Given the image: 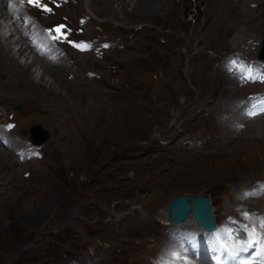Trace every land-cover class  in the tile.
<instances>
[{
    "label": "rangeland",
    "instance_id": "1",
    "mask_svg": "<svg viewBox=\"0 0 264 264\" xmlns=\"http://www.w3.org/2000/svg\"><path fill=\"white\" fill-rule=\"evenodd\" d=\"M148 2L121 12L72 0L42 18L89 16L80 36L111 41L101 57L70 51L55 65L18 54L26 46L0 16L30 76L0 47V121H16L12 142L31 140L33 123L49 129L40 158L21 163L0 146V264H151L172 226L159 217L171 197L208 194L218 221L264 177V115L231 126L249 86L223 60L257 57L264 0ZM243 202L264 212V194Z\"/></svg>",
    "mask_w": 264,
    "mask_h": 264
},
{
    "label": "snow or ice",
    "instance_id": "2",
    "mask_svg": "<svg viewBox=\"0 0 264 264\" xmlns=\"http://www.w3.org/2000/svg\"><path fill=\"white\" fill-rule=\"evenodd\" d=\"M23 2V0H21ZM30 6L41 8L43 11L50 12L52 9L44 4L42 0H27ZM65 25H56L52 29H47L48 33L55 32V36H51L53 40H67L68 34L65 31ZM74 47L81 51H87L91 48L90 44L69 41ZM107 48L108 45H103ZM235 63V62H232ZM240 78L245 82H256L257 80L264 82V71L254 69L252 66H245V71ZM250 107L246 110V115L253 117L264 113V96L250 97ZM8 128L13 125H8ZM264 194V185L258 191L245 193V196H253ZM244 220L249 223H238L236 228L222 226L214 232L213 238L219 242V246L230 254L231 264H264V216H256L247 211L242 213ZM231 223H237L229 218ZM243 238H240V233ZM235 234V235H234ZM172 259L163 262V264H176L177 259H183L184 264H192V261L181 252L174 251L171 253ZM161 264V262H158Z\"/></svg>",
    "mask_w": 264,
    "mask_h": 264
},
{
    "label": "water",
    "instance_id": "3",
    "mask_svg": "<svg viewBox=\"0 0 264 264\" xmlns=\"http://www.w3.org/2000/svg\"><path fill=\"white\" fill-rule=\"evenodd\" d=\"M258 56L264 59V34L261 38ZM30 132L32 140L36 143H40L49 137V130L38 122L31 124ZM212 208L210 197L206 193H179L167 201L162 214L168 220L180 223L190 213L200 228L210 231L215 227Z\"/></svg>",
    "mask_w": 264,
    "mask_h": 264
},
{
    "label": "bare ground",
    "instance_id": "4",
    "mask_svg": "<svg viewBox=\"0 0 264 264\" xmlns=\"http://www.w3.org/2000/svg\"><path fill=\"white\" fill-rule=\"evenodd\" d=\"M95 1H99V2H101L102 1V3H105L106 4V2H107V5H109V7L112 9L113 8V10L114 9H116V10H122V11H125V12H127V11H130V12H133V11H137V10H141L142 8H145V7H143L147 2H148V0H95ZM115 2L116 4H117V6H115V5H113V3L111 4V2ZM152 1V0H151ZM150 2V1H149ZM148 2V3H149ZM110 3V4H109ZM132 6V8H131V10H129L128 9V7H131ZM148 6V5H147ZM149 7V6H148ZM147 7V8H148ZM121 11V12H122ZM117 14V13H116ZM7 15H8V13H7V9H6V5L4 4V5H1V7H0V16H6L7 17ZM16 32L18 33V35H17V40L16 41H22L21 43H24L25 44V49H23L22 48V46L17 50V53L18 54H24V52H25V50L26 49H28L29 48V50L30 51H34V52H37V51H39V49L41 48V44H42V40L40 39L38 42L37 41H30L29 42V44H28V42H27V37L22 33V31L21 30H19V29H16ZM35 34H36V32H35ZM37 35V34H36ZM38 37L40 36V35H37ZM0 47L2 48L1 49V51H2V54H3V56L7 59V63H9V64H13V66H14V70L17 68V69H20V71H21V69H24V66H21L20 65V63L15 59V57L14 56H12V54H11V51H10V48H9V45L7 44V41H6V38H3V37H1V35H0ZM75 53H79V54H87L88 53V51H83V52H78V51H74ZM35 56H37V55H35ZM38 57V56H37ZM40 59H41V63L43 64V65H48V64H45V62H44V58H42V57H39ZM260 58V57H259ZM260 59H262V58H260ZM34 60H36L37 61V58L36 59H34ZM33 60V61H34ZM8 64V65H9ZM55 65V64H54ZM61 67H62V65H60ZM47 69H49V68H47V67H45V71L47 72V73H49V71H47ZM59 70V69H58ZM23 75H26V77L28 78V77H30L29 76V73H28V71L26 70V69H24V71H22L21 72ZM20 74V73H19ZM20 76H22V75H20ZM226 76H228V77H230L231 79H233L234 81H235V83H236V86L237 87H239L240 89L242 88V86H238V84H237V80H236V78L233 76V75H227L226 74ZM24 77V76H23ZM28 79H30V78H28ZM27 80V79H26ZM37 85V84H36ZM253 85H256V84H253ZM236 112H238V111H236ZM264 115V113L263 114H260V115H257V116H255V117H253V118H251V119H249V120H255V119H260V117L261 116H263ZM4 121H6V120H4ZM263 134H262V136L264 135V132H262ZM249 142H251V141H249ZM256 142V141H255ZM259 143V142H258ZM255 144V143H254ZM264 144V143H263ZM255 154V153H254ZM160 216V218L162 217V219H164L165 217L163 216V214H162V212L159 214ZM191 214L189 213V214H187V217H186V219L184 220V221H182V222H180V223H175V222H173V221H167L168 222V224L169 225H175V224H177L178 226L180 225V226H185V225H187V226H185V227H191L192 226V228H195V226H197V224H195V222H194V219L190 216ZM216 217V216H215ZM165 219H167V218H165ZM137 261V260H136Z\"/></svg>",
    "mask_w": 264,
    "mask_h": 264
},
{
    "label": "trees",
    "instance_id": "5",
    "mask_svg": "<svg viewBox=\"0 0 264 264\" xmlns=\"http://www.w3.org/2000/svg\"><path fill=\"white\" fill-rule=\"evenodd\" d=\"M64 254V253H63Z\"/></svg>",
    "mask_w": 264,
    "mask_h": 264
}]
</instances>
